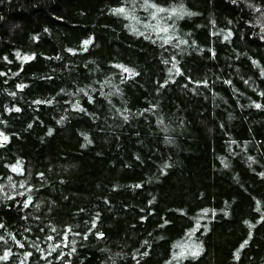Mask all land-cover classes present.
Wrapping results in <instances>:
<instances>
[{"label":"trees","instance_id":"1","mask_svg":"<svg viewBox=\"0 0 264 264\" xmlns=\"http://www.w3.org/2000/svg\"><path fill=\"white\" fill-rule=\"evenodd\" d=\"M0 264H264V0H0Z\"/></svg>","mask_w":264,"mask_h":264}]
</instances>
